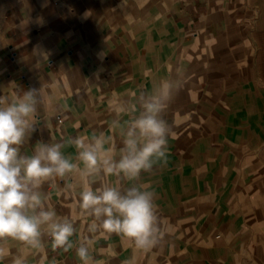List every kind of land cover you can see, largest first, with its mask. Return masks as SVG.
I'll list each match as a JSON object with an SVG mask.
<instances>
[{"label":"crops","instance_id":"obj_1","mask_svg":"<svg viewBox=\"0 0 264 264\" xmlns=\"http://www.w3.org/2000/svg\"><path fill=\"white\" fill-rule=\"evenodd\" d=\"M0 9V96L41 83L52 98L38 140L110 132L115 109L132 93L186 70L164 113L174 132L168 163L145 175L169 227L153 254L136 264H264V0H6ZM98 75V77H97ZM66 103L67 111L60 105ZM75 154L73 147L64 149ZM59 187L63 182L57 181ZM49 203L72 214L70 195ZM111 245V247H109ZM97 259L132 255L118 237L101 240ZM0 264H11L15 254ZM42 255L80 264L73 251ZM30 264H38L30 257Z\"/></svg>","mask_w":264,"mask_h":264},{"label":"clouds","instance_id":"obj_2","mask_svg":"<svg viewBox=\"0 0 264 264\" xmlns=\"http://www.w3.org/2000/svg\"><path fill=\"white\" fill-rule=\"evenodd\" d=\"M185 82L186 70L178 66L115 109L109 130L120 137L118 150L112 135L93 131L58 142L38 140L31 154H22L38 131L40 107L46 120L55 114L49 110L52 98L42 83L10 99L0 96V261L14 247L11 264H30L31 256L38 264H58L42 255L50 246L73 251L80 264H110L94 253L102 254L97 244L113 236L132 253L122 264L159 250L170 229L144 177L168 163L174 132L164 113ZM60 108L69 110L66 103ZM67 147L75 154L66 155ZM49 183L57 196L72 197L70 216L49 203L51 193L41 190Z\"/></svg>","mask_w":264,"mask_h":264},{"label":"rangeland","instance_id":"obj_3","mask_svg":"<svg viewBox=\"0 0 264 264\" xmlns=\"http://www.w3.org/2000/svg\"><path fill=\"white\" fill-rule=\"evenodd\" d=\"M6 5V0H0V9L4 8Z\"/></svg>","mask_w":264,"mask_h":264}]
</instances>
